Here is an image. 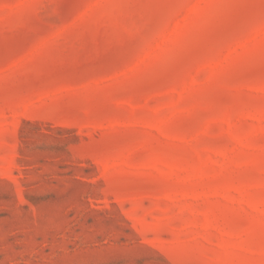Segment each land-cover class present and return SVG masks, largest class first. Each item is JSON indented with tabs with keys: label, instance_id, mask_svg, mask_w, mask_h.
<instances>
[{
	"label": "rangeland",
	"instance_id": "1",
	"mask_svg": "<svg viewBox=\"0 0 264 264\" xmlns=\"http://www.w3.org/2000/svg\"><path fill=\"white\" fill-rule=\"evenodd\" d=\"M0 264H264V0H0Z\"/></svg>",
	"mask_w": 264,
	"mask_h": 264
}]
</instances>
